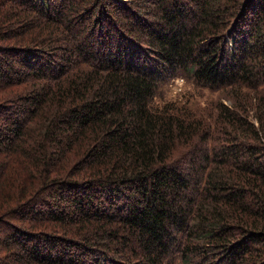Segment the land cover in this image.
Masks as SVG:
<instances>
[{"label":"trees","instance_id":"obj_1","mask_svg":"<svg viewBox=\"0 0 264 264\" xmlns=\"http://www.w3.org/2000/svg\"><path fill=\"white\" fill-rule=\"evenodd\" d=\"M0 264H264V0H0Z\"/></svg>","mask_w":264,"mask_h":264},{"label":"rangeland","instance_id":"obj_2","mask_svg":"<svg viewBox=\"0 0 264 264\" xmlns=\"http://www.w3.org/2000/svg\"><path fill=\"white\" fill-rule=\"evenodd\" d=\"M160 96L163 100L173 98L184 100L188 97L191 101L205 104V100L210 97H215L218 92L199 87L192 81L190 77L183 74L172 76L165 81V84L159 88ZM226 102H230L226 98Z\"/></svg>","mask_w":264,"mask_h":264}]
</instances>
